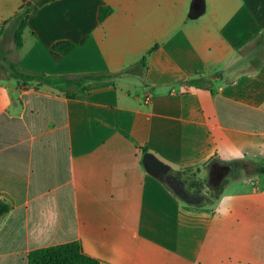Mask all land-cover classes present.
<instances>
[{"label":"crops","instance_id":"1","mask_svg":"<svg viewBox=\"0 0 264 264\" xmlns=\"http://www.w3.org/2000/svg\"><path fill=\"white\" fill-rule=\"evenodd\" d=\"M39 3L0 0V30L33 6L20 49L0 34L9 62L63 80L121 73L68 92L0 80V264L70 242L99 264H264V62L228 69L264 31V0ZM196 77L203 88L185 83ZM144 155L198 180L236 169L193 205Z\"/></svg>","mask_w":264,"mask_h":264},{"label":"trees","instance_id":"2","mask_svg":"<svg viewBox=\"0 0 264 264\" xmlns=\"http://www.w3.org/2000/svg\"><path fill=\"white\" fill-rule=\"evenodd\" d=\"M40 1V5L46 4L54 0H34V3ZM111 10L108 7H101L98 11V21L101 23L109 14ZM33 13V6L21 7L1 28L0 34L9 31L11 41L15 49L22 47V34L26 28L27 19ZM74 45L70 42L60 41L52 45V50L60 55L68 54ZM260 47L264 48V31L258 37L246 44L236 54L238 55H252L256 58L253 68L247 73L255 72L264 62V49L258 52ZM8 50L4 49V44H0V80H15L18 83L35 82L36 85H49L51 87L64 90L68 92L70 87L75 88L81 84L91 81H102L111 79L118 73H100V74H83L76 76L72 80H63L60 78L46 76L35 72H28L22 70L17 63L9 62L7 55ZM245 55V56H246ZM146 67V57H143L133 68L139 69L143 72ZM2 73V74H1ZM202 78L196 77L186 80L185 83L192 88H203L201 85ZM59 83H65V87H60ZM69 86V87H68ZM68 96L74 97L75 94ZM147 152L144 150L143 154ZM9 212V207L0 201V218ZM27 264H99L96 260L87 257L82 253L81 246L78 242H70L53 247L42 248L32 251L28 254Z\"/></svg>","mask_w":264,"mask_h":264},{"label":"flooded vegetation","instance_id":"3","mask_svg":"<svg viewBox=\"0 0 264 264\" xmlns=\"http://www.w3.org/2000/svg\"><path fill=\"white\" fill-rule=\"evenodd\" d=\"M235 169L236 166L229 165L214 167L208 175L197 181L191 179L190 175L169 172L162 179L182 199L191 198L198 201L200 197L194 196V194L204 192L206 201L210 196L217 195L223 184L233 177ZM155 172L158 173L159 170H155Z\"/></svg>","mask_w":264,"mask_h":264},{"label":"rangeland","instance_id":"4","mask_svg":"<svg viewBox=\"0 0 264 264\" xmlns=\"http://www.w3.org/2000/svg\"><path fill=\"white\" fill-rule=\"evenodd\" d=\"M263 49H264L263 47H260L258 49V52L263 50ZM255 61H256V58H254L252 55H247L244 57H242L240 55L234 56L228 64V69L231 71V74L233 75V78H234L238 74L250 71L253 68ZM230 79H232V78H230ZM190 178L194 179L196 181L198 180L194 176H191ZM227 181H229V180H227ZM214 198H215V196H211L209 201H211Z\"/></svg>","mask_w":264,"mask_h":264},{"label":"water","instance_id":"5","mask_svg":"<svg viewBox=\"0 0 264 264\" xmlns=\"http://www.w3.org/2000/svg\"><path fill=\"white\" fill-rule=\"evenodd\" d=\"M194 9L198 10V6H194ZM142 160H143V164L145 167L150 168L152 170H159V172L156 175L157 178L162 179L163 176L168 174V168L166 166H164L163 164H161L160 162H158L157 160H155L152 156L144 155ZM189 195L191 196V194H189ZM194 196L200 197V200L197 201V200L191 199V198L182 199L180 196L179 197L183 201H185L186 203L193 204V205H200V204L205 202V197H204L205 193L204 192L194 194Z\"/></svg>","mask_w":264,"mask_h":264},{"label":"built area","instance_id":"6","mask_svg":"<svg viewBox=\"0 0 264 264\" xmlns=\"http://www.w3.org/2000/svg\"><path fill=\"white\" fill-rule=\"evenodd\" d=\"M144 101L148 103L150 101V96H146Z\"/></svg>","mask_w":264,"mask_h":264},{"label":"clouds","instance_id":"7","mask_svg":"<svg viewBox=\"0 0 264 264\" xmlns=\"http://www.w3.org/2000/svg\"><path fill=\"white\" fill-rule=\"evenodd\" d=\"M223 211L226 213L227 212V209H223Z\"/></svg>","mask_w":264,"mask_h":264}]
</instances>
